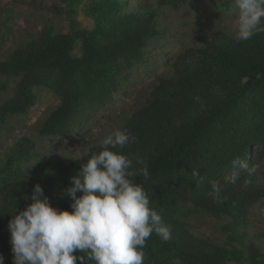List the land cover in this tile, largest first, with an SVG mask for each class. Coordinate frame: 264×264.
<instances>
[{
	"label": "trees",
	"instance_id": "obj_1",
	"mask_svg": "<svg viewBox=\"0 0 264 264\" xmlns=\"http://www.w3.org/2000/svg\"><path fill=\"white\" fill-rule=\"evenodd\" d=\"M184 1L160 0L175 6ZM97 14L91 31L76 24L69 33L47 28L38 41L17 48L11 62L21 79L15 97L2 105L3 115L26 113L35 103L33 87L49 85L61 104L40 131L44 136H60L86 103L103 104L111 98L120 74L141 61L147 42L159 31L155 11L124 13L121 6L111 4L101 6ZM77 40L83 41L80 57L73 54ZM174 69V75L163 78L147 104L124 125L123 130L136 137L135 142L112 149L133 158L134 168L141 167L135 157L145 160L149 176L138 175L134 182L143 186L149 207L170 229L167 242L155 232L146 240L144 264H227L240 260L243 253L238 247L219 246L192 235L182 217L183 204L239 222L264 195V190L253 184L239 190L245 184L246 160L254 155L256 146H264V32L247 41L206 40L202 47L182 53ZM31 143L29 138L21 141L4 171L30 157ZM101 150L102 145H95L86 156L68 165L45 161L31 171L20 169L18 177L5 182L0 189V254L4 264H13L9 220L16 210L32 203L34 186H42L53 207L71 211L72 200L67 194L71 178ZM231 177L236 178L234 183L228 182ZM212 182L222 186L220 203L209 194ZM250 255L256 261L259 249L251 246ZM77 264H81L79 259Z\"/></svg>",
	"mask_w": 264,
	"mask_h": 264
},
{
	"label": "rangeland",
	"instance_id": "obj_2",
	"mask_svg": "<svg viewBox=\"0 0 264 264\" xmlns=\"http://www.w3.org/2000/svg\"><path fill=\"white\" fill-rule=\"evenodd\" d=\"M111 4L121 6L124 13L146 15L155 11L159 31L147 42L141 61L120 74L111 98L103 104L86 103L79 117L60 136H44L40 131L61 104L49 85L33 87L35 103L26 113L3 115L2 105L15 97L21 79L11 62L17 48L38 41L47 28L54 33H69L76 24L91 31L96 27L98 9ZM237 16L234 0H187L177 6L160 0H0V189L6 181L18 177L20 169L31 171L45 161L71 164L86 156L91 147L102 145L114 131L123 130L130 117L151 99L155 86L174 75L175 63L182 53L200 48L213 38L236 39ZM73 54L82 56V40L76 41ZM24 138L32 141L30 157L4 171ZM253 153L246 160L245 184L239 186L242 192L250 184L264 190V146H256ZM182 217L195 237L242 251L240 260L227 264H264V195L239 222L190 203L183 204ZM251 246L259 249L256 261L251 259Z\"/></svg>",
	"mask_w": 264,
	"mask_h": 264
},
{
	"label": "clouds",
	"instance_id": "obj_3",
	"mask_svg": "<svg viewBox=\"0 0 264 264\" xmlns=\"http://www.w3.org/2000/svg\"><path fill=\"white\" fill-rule=\"evenodd\" d=\"M234 7L238 41L264 32V0H234ZM135 140L119 129L103 139L102 150L71 178V211L53 207L42 186H34L32 203L16 210L8 223L13 264H77L78 259L85 264V257L88 264H144L143 248L153 232L163 242L171 238L162 217L149 207L143 186L134 182L141 174L148 178L145 160L135 157L141 167L134 168L133 158L112 150ZM192 174L198 177L196 170ZM227 179L234 183L236 178ZM221 192L222 186L212 182L214 202H222Z\"/></svg>",
	"mask_w": 264,
	"mask_h": 264
}]
</instances>
